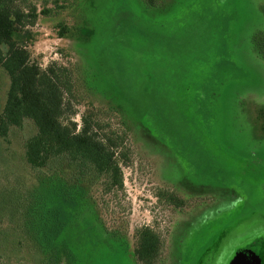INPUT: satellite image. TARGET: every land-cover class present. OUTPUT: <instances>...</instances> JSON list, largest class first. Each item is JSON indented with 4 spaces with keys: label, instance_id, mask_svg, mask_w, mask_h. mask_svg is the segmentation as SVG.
Listing matches in <instances>:
<instances>
[{
    "label": "rangeland",
    "instance_id": "obj_1",
    "mask_svg": "<svg viewBox=\"0 0 264 264\" xmlns=\"http://www.w3.org/2000/svg\"><path fill=\"white\" fill-rule=\"evenodd\" d=\"M28 2L39 14L26 49L42 68L55 62L76 74L72 121L80 126L89 103L113 111L102 118L111 129L122 121L128 130L122 189L88 191L100 225L124 240L126 253L101 251L94 264H138L133 233L146 226L164 244L157 264H246L238 256L264 232V0ZM7 89L0 68V113ZM34 132L25 121L0 137V264H68L33 244L21 216L48 175L24 161ZM159 190L186 205H167ZM81 228L78 221L67 236Z\"/></svg>",
    "mask_w": 264,
    "mask_h": 264
},
{
    "label": "trees",
    "instance_id": "obj_2",
    "mask_svg": "<svg viewBox=\"0 0 264 264\" xmlns=\"http://www.w3.org/2000/svg\"><path fill=\"white\" fill-rule=\"evenodd\" d=\"M145 1L152 6L157 0ZM20 3L0 0V68L8 77L0 137L6 139L11 128L29 121L35 132L24 142V161L31 170L48 174L39 177L37 188L23 202L26 231L40 250L56 251L68 264H94L93 256L101 251L107 258L125 254L124 240L100 225L88 191L93 184L100 185L103 195L114 196L122 189L121 167L129 166L131 153L127 127L120 121L121 129H111L102 118L113 116V111L93 109L89 103L80 126L72 121L79 100L74 69L55 62L42 68L31 56L26 46L35 35L27 26L35 24L39 13L28 0ZM59 28L63 36L65 27ZM258 115L264 130V106ZM155 196L175 208L186 205L168 190ZM9 210L16 213L11 204ZM78 221L81 235L68 237ZM133 241L132 257L138 264L158 263L164 244L157 232L136 228ZM209 259L204 264H211Z\"/></svg>",
    "mask_w": 264,
    "mask_h": 264
},
{
    "label": "flooded vegetation",
    "instance_id": "obj_3",
    "mask_svg": "<svg viewBox=\"0 0 264 264\" xmlns=\"http://www.w3.org/2000/svg\"><path fill=\"white\" fill-rule=\"evenodd\" d=\"M255 242L250 244V247L246 249L241 255L238 257H243L247 253L252 252L254 256L258 258L260 264H264V232L262 233V237L260 239H254ZM236 257V256H235ZM234 257V258H235Z\"/></svg>",
    "mask_w": 264,
    "mask_h": 264
},
{
    "label": "water",
    "instance_id": "obj_4",
    "mask_svg": "<svg viewBox=\"0 0 264 264\" xmlns=\"http://www.w3.org/2000/svg\"><path fill=\"white\" fill-rule=\"evenodd\" d=\"M244 261H246V264H260L259 260L257 257L251 255V252L247 253L245 256H243ZM235 261H231L229 264H234Z\"/></svg>",
    "mask_w": 264,
    "mask_h": 264
}]
</instances>
